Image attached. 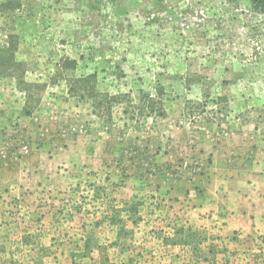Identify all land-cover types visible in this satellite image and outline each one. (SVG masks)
<instances>
[{
	"label": "rangeland",
	"instance_id": "374dc122",
	"mask_svg": "<svg viewBox=\"0 0 264 264\" xmlns=\"http://www.w3.org/2000/svg\"><path fill=\"white\" fill-rule=\"evenodd\" d=\"M263 136L249 0H0V264H264L194 210L209 150Z\"/></svg>",
	"mask_w": 264,
	"mask_h": 264
},
{
	"label": "crops",
	"instance_id": "0c3cea01",
	"mask_svg": "<svg viewBox=\"0 0 264 264\" xmlns=\"http://www.w3.org/2000/svg\"><path fill=\"white\" fill-rule=\"evenodd\" d=\"M233 148L232 144L224 146L221 142L209 150V178H200L202 193L194 199V210L203 213L211 209L210 221L217 225L214 230L219 235L228 236L236 231L264 234V159L245 160L239 169L232 157Z\"/></svg>",
	"mask_w": 264,
	"mask_h": 264
},
{
	"label": "trees",
	"instance_id": "16d2710c",
	"mask_svg": "<svg viewBox=\"0 0 264 264\" xmlns=\"http://www.w3.org/2000/svg\"><path fill=\"white\" fill-rule=\"evenodd\" d=\"M249 3H250V7H251L252 11L259 13L261 15H264V0H249ZM5 6H7V5H2L3 8ZM66 61L67 62L65 64L69 65L68 67H70V68L75 67L76 62L74 60H66ZM70 65H73V66H70ZM93 96L97 97V94H95ZM103 97L107 100V104L110 105V104L120 103L121 98H123L125 96L123 94H116V95L104 94ZM260 239H261L262 243H264V236H261ZM223 264H229V263L226 260Z\"/></svg>",
	"mask_w": 264,
	"mask_h": 264
}]
</instances>
